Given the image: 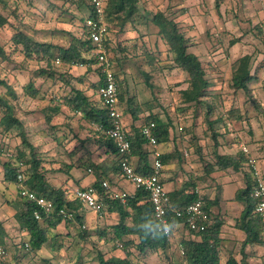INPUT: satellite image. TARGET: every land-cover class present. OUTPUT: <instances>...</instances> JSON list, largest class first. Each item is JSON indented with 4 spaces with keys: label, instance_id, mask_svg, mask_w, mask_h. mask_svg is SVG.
<instances>
[{
    "label": "rangeland",
    "instance_id": "obj_1",
    "mask_svg": "<svg viewBox=\"0 0 264 264\" xmlns=\"http://www.w3.org/2000/svg\"><path fill=\"white\" fill-rule=\"evenodd\" d=\"M4 1L0 2V11L9 20L8 25L0 29V47L8 59L0 58V79L10 86L16 99L1 85L0 95L8 99L15 116L23 125L28 141L40 153L42 165H45L44 169L47 168L44 171L47 180L60 175L64 179L69 178L73 186L78 179L74 180L71 174L80 175L86 169L95 170L96 165L91 161V156L95 154L98 139L104 135L97 125L86 122L81 114L67 105V97L72 88L78 89V81L84 83V79H87L88 84L85 86L91 90L92 103L99 106L96 103L99 102L97 84L89 82L86 73H80L81 67L68 68L61 62L59 65L53 62L49 67L55 72L54 77L38 75L41 68L44 69V63L25 58L19 49L14 51L11 36L14 29H19L35 41L66 47L72 37L79 38L82 35L84 18L89 14L86 0ZM176 1L139 0L138 12L133 21L123 26L114 17L108 18L110 39L106 50L114 63L119 102L126 114L122 120L125 121L128 111L136 107L140 109L141 115L133 123L134 126L142 125L148 114L158 117L160 125L168 126L170 141L176 144L175 156L178 160L175 166L181 179V188L189 191L197 186L207 198L217 199L218 206L212 210V217L215 212L226 211L227 202L230 201L226 198L235 189L232 184L224 186V199H220L222 186L219 183L210 186L208 179L212 173L225 176L234 173L232 169L218 170L214 165L215 154L239 156L240 146L243 145L257 160L264 174V45L256 29V26H260L261 34H264V24L256 19L250 21L244 16L242 0H228L226 11L220 7L223 0H182L184 6L173 11L175 6L181 5L174 4ZM158 11L174 18L184 35L188 32L194 35L188 38L189 51L198 57L210 83L201 104L183 101L181 91L188 86V76L175 64L172 53L158 37L157 27L151 21L153 14ZM230 25L232 28L228 30ZM236 43L240 49L243 45H252L255 59L258 54L262 55L258 58L261 67L255 71L258 77L248 83L249 95L230 85L234 64L217 65L229 57L226 45L231 47ZM216 47L221 50L212 55L215 53L212 49ZM29 81L38 91L36 97L24 94L23 87ZM92 132L100 136L96 138ZM212 133L217 135V146ZM164 145L161 142L159 146ZM0 147L3 151L0 164L7 161L11 154L16 155L24 149L17 128L0 130ZM150 148L148 146V150ZM184 150H187V155H184ZM152 157L150 153V164ZM242 160L246 164V160ZM69 161L71 165L77 164L73 171L66 164ZM206 165L214 167L213 170H208ZM52 166L49 170L48 167ZM2 174L0 165V215L3 216L7 232L3 244L7 255L5 259H0V264H98L96 251L105 258L124 256L123 250L117 248L116 244L99 239L97 234V229H108L116 218L106 214L105 209L100 215L87 207L79 208L86 222L80 224H84L86 229L80 228V224H73L68 226V234L55 235L62 230H54L49 233L54 240L52 246L46 243L40 251H26L23 244L27 236L19 231L13 215V211L20 207L16 186L3 181ZM56 183L62 181L58 179ZM71 197L68 193V198ZM228 214L234 213L229 211ZM218 216H221L220 213ZM101 218L103 222L100 226L95 221ZM185 232L186 229L170 238L166 252L138 255L132 250L130 260L137 264H181L178 243L189 236ZM238 250L236 245H223L222 262L228 252L238 253Z\"/></svg>",
    "mask_w": 264,
    "mask_h": 264
},
{
    "label": "trees",
    "instance_id": "obj_2",
    "mask_svg": "<svg viewBox=\"0 0 264 264\" xmlns=\"http://www.w3.org/2000/svg\"><path fill=\"white\" fill-rule=\"evenodd\" d=\"M3 1L0 0V2ZM138 2L139 0H107L105 17L107 19L114 17L120 23V26H123L133 21L134 15L138 12ZM3 7H5V4ZM87 7L89 9L87 16H92L89 0H86ZM8 20L0 11V29L8 25ZM151 21L157 27L158 37L167 46L169 52L172 53L175 64L188 76V86L185 90L181 91L183 101L190 104H201L202 98H204L210 83L206 79L205 72L198 57L188 50L190 45L188 38L180 30L177 21L174 18H169L161 11L153 14ZM256 29L259 30L260 35L258 36H261V42L264 45V34L260 32L261 27L256 26ZM82 31L81 37H72L69 45L62 47L47 42L35 41L23 31L14 29V33L11 36V44L14 51L19 49L25 58L30 60L37 59L44 63L45 67L44 69L41 68L38 75H46L52 78L55 76V72L51 71L49 67L53 62L55 63L56 59L68 68L76 64L86 65L87 67L95 65L96 61L92 55L93 45L87 37L84 24L82 25ZM107 43L108 40L106 42V48ZM0 58L3 60L8 59V55L1 47ZM251 65L252 57L247 55L236 62L230 78V85L233 89L242 90L245 94L249 93L248 83L256 78L255 71L258 67H261L260 65L257 66L256 70L252 72ZM101 83L100 81L97 83V89ZM0 85L6 89V92L12 98L16 99V95L5 81L0 79ZM147 85L150 87L149 83ZM23 91L24 94L30 97H36L38 94V91L34 89L31 81L23 87ZM67 105L76 112L79 111L82 119L86 122L103 127L110 124L107 112L102 104L100 103L99 106L94 105L92 101L88 100L83 91L79 89L72 88L70 90V95L67 97ZM130 112L132 117V137L129 138L131 142L130 154L135 160L134 163L132 159V166L136 173L149 175L151 173V164L148 156L152 153V149L150 148L148 150V143L140 133L141 128L150 122H154L156 125L158 144L167 140L168 126L166 128V125H160L158 117L151 114L146 115L142 125L134 126L133 123L138 120L141 111L133 107ZM161 126L164 128H161ZM12 128H17L24 149L18 151L16 155L11 154L7 161L0 164L3 170V181L16 185L17 175L22 173L27 179V187L37 195L52 201L55 206L53 213L42 212L41 220L37 221L33 216V212L36 209L35 205L32 202L19 198L20 207L14 214V219L19 231L27 236L24 244L27 242L29 249L25 250L37 252L46 243H49L51 246L53 245V236L51 237L49 233L54 230L56 231L62 222H66L62 215H58V209L65 208L72 211L75 214V220L69 223H73L74 225L82 223V216L76 213V201L68 200L67 189L62 190L56 188L48 182L46 174H44L46 169L42 165L40 153L28 141L27 135L23 130V125L15 116L14 109L8 99L0 95V130L9 131ZM216 136L215 133H212L215 146H217ZM98 142L100 146L106 147L107 151L113 154L117 153L113 142L106 137L99 138ZM215 158L214 165L221 171L227 169L238 171L242 165V159L244 161L247 160L246 156L242 153L239 156L215 154ZM160 159L162 164L167 162L166 156L161 155ZM18 163L21 166H18ZM206 167L208 170H213L214 168L210 167V165H206ZM93 186L98 191L99 199L104 204V208L109 213L116 214L115 223L110 225L108 229H97L99 239H103L105 242H113L117 248L122 249L124 252L123 257L112 255L105 258L102 253L96 251L98 264H137L130 260L132 250L138 255H146L147 253L156 254L167 251L170 238H167L160 231L153 217L148 195L143 190H135L133 195L125 203H122L120 200L112 199L107 191L102 190L97 183ZM251 189L252 187L247 185L245 189H240L235 193L234 200L243 203L244 207L240 215L234 219V226L245 234V238L239 244L238 253L234 251L228 252L223 262L221 260V229L224 221L218 215L211 217V210L218 204V200H209L205 196H197L189 194V192L185 193L187 189L182 188L178 191L167 193L169 204L178 209H183L193 200L200 198L203 201V208L207 216L205 222L206 227L203 231H190L182 219L170 214L169 219L172 232L174 225L182 224L189 235L179 241L184 252V255L181 256V264H249L244 253L245 247L247 245L264 244V221L254 213L256 200L250 195ZM80 225L82 226L83 224ZM6 233L5 227L0 222V246L5 251L6 248L3 244ZM57 234L59 235L61 233L58 231L55 235ZM237 254L240 255V258L236 257Z\"/></svg>",
    "mask_w": 264,
    "mask_h": 264
},
{
    "label": "built area",
    "instance_id": "obj_3",
    "mask_svg": "<svg viewBox=\"0 0 264 264\" xmlns=\"http://www.w3.org/2000/svg\"><path fill=\"white\" fill-rule=\"evenodd\" d=\"M107 0H89L92 16L84 18V26L86 34L91 44L93 45L92 55L95 58V67L99 70L102 76V83L97 89V96L100 103L105 108L110 124L108 126H98V130L102 132L104 137L111 140L116 148L118 157V170L123 181L133 186V193L135 190H143L149 198L152 207V213L157 222L160 231L167 237L171 238L172 226L169 219L170 214L176 218L183 220L184 224L190 231H203L206 227L207 219L206 212L203 208V201L197 198L190 202L185 208H174L169 204L168 194L164 189L160 176L163 171V164L160 159V152L155 150L157 144L156 125L150 122L141 128V136L147 141L148 146L152 149V163L151 173L149 175H141L135 172L132 162L130 160L131 142L128 137V131L122 120L123 113L120 108L119 93L117 86V77L114 71V63L106 50V42L109 34V25L105 17V6ZM55 64L59 65L60 61L55 60ZM74 67H86V65L76 64ZM91 67V66H90ZM78 114H81L77 111ZM180 130H182L180 128ZM241 153L246 156V169L253 181L251 190V197L256 200L254 206L255 215L259 216L264 221V174H262L257 160L252 157L247 147L240 146ZM186 155L187 150L183 151ZM2 149H0V156ZM18 166H21L18 163ZM91 170L89 169L88 172ZM26 177L24 174L17 175L16 187L19 198L32 202L36 209L33 212L34 219L41 220L42 212L53 213L55 206L52 201L37 195L30 190L26 185ZM102 190L107 191L110 197L114 200H120L125 203L129 197L133 195L123 191H111L110 185L107 181L98 179L96 182ZM189 194L200 195L198 188L189 190ZM71 198L79 205L90 208L100 215L104 211V204L99 199L98 191L95 187L89 186L86 188H75L71 192ZM58 215H62L66 222H73L75 214L65 208H60L57 211ZM82 229H86L83 224ZM26 250L29 249V244H24ZM178 251L180 256L184 255L182 246L178 243ZM7 253L3 247L0 246V259H5ZM264 264V263H261Z\"/></svg>",
    "mask_w": 264,
    "mask_h": 264
},
{
    "label": "crops",
    "instance_id": "obj_4",
    "mask_svg": "<svg viewBox=\"0 0 264 264\" xmlns=\"http://www.w3.org/2000/svg\"><path fill=\"white\" fill-rule=\"evenodd\" d=\"M227 1L228 0L221 1L222 4L220 7L224 8L225 11L227 8L225 5L227 3ZM242 1L244 2L243 3L244 8H241V10L244 9V14H245L244 16H246V18L250 21H255V19H256L257 22H261L262 24H264V0H242ZM177 3H179L181 5L175 6L173 8V11H175V10L177 11V10L181 9L182 6H184L182 0L181 1L177 0L176 3H174V4L178 5ZM220 11H221V9H220ZM181 19H182V17H181ZM107 22H108V19H107ZM108 25H109V30H110L109 22H108ZM231 28H232V26L230 25V27H228V30H230ZM109 34H108V39H107L108 41L110 39ZM193 36L194 35L191 32H188V34H185V37H187V38H191ZM240 37H241V35H240ZM237 45H238L237 43L232 45L231 47H227V45H226L225 48H228L227 52L229 53V57L226 58V60H224L223 63H217V65H219V64H234L235 65L236 62L240 58L247 55V56L252 57V65H251L252 69H251V71L254 72L256 70L257 66L260 65V62H258V60H259L258 58L262 57V55L258 54L256 56V59H255L254 58L255 56L253 55L254 48L252 45H243V47L241 49L239 47H237ZM218 48L219 47L212 49L213 51H215V53H212V55L217 54L219 52V50H221V48L220 49H218ZM188 50H189V48H188ZM240 50H243V51L240 52ZM215 58L218 59V57H215ZM72 67H73V69L76 68L74 66H72ZM94 70H96L97 72L96 73L93 72ZM80 73L81 74L86 73L85 76H88L89 82H95V84L99 83V81L102 82V76H101L99 70L96 69L95 65L88 67V68L81 67ZM257 77L258 76H256V78ZM85 80L87 81V79H84V81ZM86 81L84 83H81L78 81L79 87H77V88L79 90L83 91V93L87 96L88 100L92 101L94 99H91V94H90L91 90H88L87 87L85 86L86 84H88ZM96 92H97V90H96ZM96 103H98V105H99L100 100H99V102H96ZM120 108L122 110L123 117H125L126 114L124 113L123 108L121 106H120ZM128 114H129L128 118H126L125 121H123V122H124V125L128 131V137L131 138L132 137V128L130 125H132V117H131V114L129 111H128ZM92 134L96 138L100 136L97 132H94V133L92 132ZM160 143H158V145L155 147V150L160 152L161 155L167 157V162H165L163 164L164 168H163L162 174L160 176L161 183H162V185H163V187L167 193L178 191L181 189V185L179 183V182H181V179H180V176L176 172L177 169L175 166V162L177 163V160H178L177 157L175 156L176 144L172 140L170 141L169 135H168L167 140L163 142V143H165V145L163 147L159 146ZM151 149H153V148H151ZM95 150H96L95 154L91 156V161L96 165L95 170L90 169L91 171L88 172V169H86V171H83L80 175H78L76 173L71 174L70 177H72L74 180L78 179L77 182H75L73 180L75 182V184L73 186L70 185L69 178L64 179L59 174H58L59 177L53 176L51 180H48V182H50V184L56 188H60L62 190L67 189L68 193L71 194L72 190H74L75 188H86V187L92 186L97 182L98 179H101V180L107 181L109 183L111 191H118V192L123 191V192H128V193L132 194L133 193V186L125 183V181H123V179L119 173V170L117 167V164H118L117 153L113 154L110 151H107L106 147L100 146L99 144L96 146ZM132 159L134 160V157L132 158V156L130 154L131 162H132ZM116 160H117V162H116ZM70 162L71 161H69L66 164H68L69 167L71 168V171H73L75 168H77V164L73 165V163H72V165H71ZM115 162H116V164H115ZM44 166L45 165H43V167ZM50 168H53V166L48 167L49 170H50ZM59 170H61V169H59ZM58 179L61 180L62 183H59V184L56 183V181ZM208 182H210L211 187H213L217 183H219L222 186L220 188V199H224V197L222 195L223 190H224V186H226L228 184H232V186L235 185V189L233 190L232 195L229 198H226L227 201L230 200L227 202L228 206L226 207V211L224 213H222L220 211L215 212V213L213 212V213H214V215H219V213H220V215L224 221V224H223L222 229H221L222 246L231 244V245H234V246L236 245L239 247L240 242L243 241L245 238V234L241 230L235 228L234 219L240 215V212L242 211L244 205H243V203L235 201L234 196H235L236 191H238L240 189L241 190L245 189V187H247V185H250L251 187L253 186V181L251 179V176L247 172L245 164L242 163L239 170L234 171V173L232 175H230V173H227L226 176L218 174L216 172L212 173L211 178L208 179ZM194 188L199 189V187H197V186ZM199 191H200V189H199ZM188 192L189 191H186L185 193H188ZM200 195L205 196V194H203L202 192H200ZM16 197L19 199V197L17 195V187H16ZM214 199L215 198H210L209 200H214ZM68 200H73V199L68 198ZM217 206L218 205L213 207L212 210L216 209ZM76 207H77L76 213L79 214L80 216H82V222L86 223L84 215L79 212V208H86V207L79 205V203H77V202H76ZM105 211H106V214L109 213L106 209H105ZM229 211L234 213V214L233 215L228 214ZM16 212H17V210L13 211V215ZM109 215L114 216L116 218L115 213H109ZM2 218H3V216L0 215V222L5 227V222L3 221L4 219H2ZM95 222H96V224L101 226L103 220L101 218L100 220L98 219ZM72 224L73 223L62 222L57 227L56 231L62 230L59 233L68 234V226L70 227ZM95 227H97V226H95ZM183 230H185V228L183 227L182 224L174 225L171 237H176L177 235H180V233H182ZM185 233L188 234L187 230ZM244 253L246 255V258H247V261L249 264L264 263V244L247 245L244 249ZM236 257L240 258V255L237 254Z\"/></svg>",
    "mask_w": 264,
    "mask_h": 264
}]
</instances>
